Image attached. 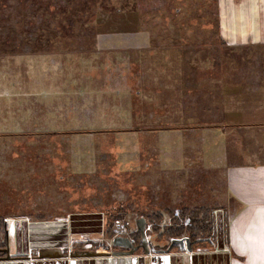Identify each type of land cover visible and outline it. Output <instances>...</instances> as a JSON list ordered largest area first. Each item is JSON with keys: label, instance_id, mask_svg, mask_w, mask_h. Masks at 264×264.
Masks as SVG:
<instances>
[{"label": "crops", "instance_id": "obj_1", "mask_svg": "<svg viewBox=\"0 0 264 264\" xmlns=\"http://www.w3.org/2000/svg\"><path fill=\"white\" fill-rule=\"evenodd\" d=\"M123 6L114 7L111 22L69 28L93 35L86 39L97 52L128 55L115 54L111 67L104 65L102 87L89 84L92 75L81 80L84 97L100 99V114L108 113L107 101H112L113 121L0 123V132L9 131L0 133V204L13 211L49 210L44 218L26 212L0 215L9 239V257L0 264H153L155 259L162 264H264V0H131L129 7ZM0 55L7 67L22 65L15 61L22 59L19 53ZM8 74H1V82ZM25 82L19 83L20 92L16 87L1 92L12 98L6 103L16 104L2 106L3 117L27 112L38 118L36 99L25 108V96L33 97L26 95ZM52 94L58 98L57 92ZM126 97L129 105H122L119 101ZM65 99L73 112L71 97ZM56 103L48 104L46 112L57 115ZM79 126L100 132L69 134V160L59 166L49 133ZM77 145L81 152L73 148ZM26 146L33 148V156L26 155ZM26 161L32 164L26 167ZM62 171L87 179L130 178L127 189L114 193L121 198L128 193L129 199L123 198L127 202L108 203L105 209L220 210V240L160 252L168 243L147 238L150 245L160 246L158 252L118 254L129 249L111 248L104 237L85 239L86 230L76 239H42L44 231L67 232L77 211L75 206L67 216L54 212L59 204L69 208V193L58 197L52 187L51 179L64 175ZM97 193L84 191L88 212L78 217L85 225L92 221L89 216L105 223L103 210H95L99 202L91 201ZM21 226H33L34 236L30 230L23 241L18 234L13 237L11 228ZM46 241L50 244L43 245ZM44 249H59L61 256L41 258L38 253ZM78 251L99 255L73 256Z\"/></svg>", "mask_w": 264, "mask_h": 264}, {"label": "rangeland", "instance_id": "obj_2", "mask_svg": "<svg viewBox=\"0 0 264 264\" xmlns=\"http://www.w3.org/2000/svg\"><path fill=\"white\" fill-rule=\"evenodd\" d=\"M84 2L86 0H83ZM17 0H0V54L1 53H19V55L22 57L19 59H16L15 61H20L21 66L16 65H9L7 67L6 65H3L0 60V76L1 74H8V79L4 78L2 79V82L0 80V123H3V121L6 120H23V121H32V120H43V121H49V120H58V121H73L75 123H84V122H97L99 120H110L113 121L114 118V112H113V103L112 101L109 102L108 106V113H106L104 110H102V114L99 113V105L101 104L100 99H87L84 97V95L81 92L80 85L82 84L81 80H85V76L89 77L92 75L93 77L89 78L88 82L89 84H93L95 87H102L104 85V81H101L99 79V74H103L105 77V69L104 65L111 67L109 65V59H112L116 56H128L125 54H122L120 52L113 53V52H97L95 50V43H92L89 45L90 40L86 39L89 36L93 35H85L78 32H73V37H65L61 38L65 31H69V28L75 27V26H90L93 27L94 25L99 24L100 21L103 23L105 22H111L114 18V13H116V9L119 6L123 7H129L130 2L129 0H95L94 5L91 8L84 9L83 11L86 13L85 17L83 16V13L80 11H77L80 15L75 17V21L78 20V18L81 16L83 19H81L78 23L75 22L74 25L67 24V19L69 17V13L72 11L69 9H66L67 3L65 0H53L51 1V5L53 8H39L38 12H32L27 13L28 5L24 4L25 0H20L22 2V6L17 2ZM48 4V3H47ZM127 4V5H126ZM46 6V3H43V7ZM66 7V8H65ZM59 8V10H57ZM85 8V7H83ZM66 9V12H65ZM92 11V13H90ZM77 15V13H76ZM54 16V18L52 17ZM83 21V22H82ZM63 22V24H60ZM64 29H67L64 31ZM62 31V32H59ZM12 34L15 35L17 38L16 41H10L9 37ZM55 35V36H54ZM7 39H5L4 37ZM95 38V35H94ZM5 39V41H3ZM15 55V56H19ZM1 57V55H0ZM6 59L7 56L5 57ZM18 58V57H15ZM9 68V69H8ZM112 71H109V73ZM26 80L24 84V90L26 89V95L31 96L30 99L26 98L24 99V105L25 108H27L28 105L33 106L36 99L37 107L36 110L39 112L38 118L33 116V114H30L25 112L22 114L17 115H11L14 116L15 119L11 116L8 118L3 117L1 107L4 105H16L8 104L6 101L11 102L12 98L8 95H1V92L4 93L7 90H12L15 87V92L18 91L19 83L23 80ZM89 75V76H87ZM25 76V77H24ZM70 76L73 77L74 82L70 81ZM3 86V87H2ZM57 92V97L55 98L54 94L50 95L51 93ZM84 92H87L84 90ZM69 93V95H68ZM86 94V93H85ZM89 94H92L90 92ZM96 94V93H95ZM93 95V94H92ZM71 97V101L74 103L73 106H70V111L73 110V112L69 113V99H65V97ZM84 98H83V97ZM130 98L126 97L125 99L122 98L121 101H119L122 105H129ZM57 100V103L55 106V111L57 112V115L47 113L46 109L48 104L53 103ZM113 100V99H110ZM134 100V105L137 104L136 98L132 99ZM23 100L21 99L20 102ZM94 105H96L93 109H91ZM90 109L92 110L91 112ZM55 118V119H54ZM2 127L6 128V126L2 125ZM75 127H77L75 125ZM81 127V126H79ZM71 129V130H51L50 136L53 140H55L52 144L55 146H52V150L55 153L56 150V159L58 165H64L66 164V160H69V155H67V142L66 138L69 139L70 135H78V137H81L85 133H96L100 132L97 130L92 129ZM3 132H9L7 129L1 131ZM0 132V133H1ZM53 133V135H52ZM15 138H22V137H14ZM3 142V139L0 137V152L3 149V145H1ZM48 147H51L48 146ZM47 147V148H48ZM25 149V153L27 156L31 157L33 156V148L31 147H23ZM39 148V147H35ZM75 151L81 152V146L77 145L73 147ZM46 151V149L44 150ZM53 156V155H52ZM32 163L26 161V167L30 166ZM61 170L59 171L58 176L60 175ZM64 172V171H62ZM1 165H0V175H1ZM69 174L70 170H69ZM77 173H74L71 176H67L64 172V175L58 177L57 179H51L52 181V187L56 188V192H58L57 196L61 197L63 194V197L68 196L69 193V208L62 207L63 204L58 205V209H56L54 212L58 214L59 216H67L69 212H73V207L77 206L74 212V219L69 225L67 232H57L52 233L50 231H44L41 233L42 239L49 238L50 236L57 235L61 239L65 240L67 238H75L81 234L84 233L86 230L87 232L84 233V236H86L85 239H101L103 238V225L99 223V218L97 216L89 218L92 219V221H89L84 224L79 217V212L86 213L88 211H84L85 208L83 207V203H85V200H82V198L85 196L84 191H87L89 188H92L93 191L98 192L95 198L92 201L99 202V204H96L94 206L98 207L95 210L96 211H102L105 214V217H107L108 213H114L117 214L119 211H124L123 209L115 208H109L105 209V204L108 203H114V202H122L124 200L123 198H128V193H125L124 197L121 198L120 196H115L116 190H123L127 189L130 185L131 179L128 177H123L120 179H114V178H94V179H87L82 178L81 176H76ZM1 182V178H0ZM1 187V183H0ZM126 192V191H125ZM59 201H62L61 199ZM144 207V206H143ZM100 208V209H99ZM105 209V210H104ZM115 209V210H114ZM167 209H153L148 208V210H130L127 209L123 216V218L117 221H115L113 225L114 232L117 235H123V236H129L137 227V221L138 218H141L142 216H147L151 213L157 212V211H165ZM171 210V209H170ZM169 210V211H170ZM8 212L12 213H29L32 215H38L41 217H47L49 210H42L39 209L34 210H11L7 209L6 206L3 207V204H0V215L7 214ZM93 214H97L96 212H91ZM224 213L222 211H216V232L220 236L222 222L220 219V215ZM42 221V220H41ZM119 221V223H117ZM170 223V217H168L167 214H165V219L163 221V225ZM152 225V224H151ZM11 228V227H9ZM31 230V235L34 236V227L33 226H21V227H14L11 228V234L14 237L15 235L20 236V240H25L26 235H29V231ZM44 230V229H41ZM152 231V228H151ZM215 232V240L219 242V237L217 239ZM8 234V232H7ZM148 239L154 243H168L170 244V240L167 238L163 241H159L156 239L157 234L151 233L147 235ZM104 241L106 244L111 247L115 248L117 246L114 245L112 240L107 239L104 237ZM172 242V240H171ZM50 242L46 241L43 245H49ZM100 245V243H96V246ZM8 246H9V239H8ZM95 246V247H96ZM157 246V245H156ZM169 247V246H168ZM98 249V247L96 248ZM143 249V248H142ZM143 250H139L138 252H143ZM146 264H151L145 262ZM153 264H162L161 261L158 262V260L152 261ZM174 264V262H173Z\"/></svg>", "mask_w": 264, "mask_h": 264}, {"label": "trees", "instance_id": "obj_3", "mask_svg": "<svg viewBox=\"0 0 264 264\" xmlns=\"http://www.w3.org/2000/svg\"><path fill=\"white\" fill-rule=\"evenodd\" d=\"M53 0H25L24 4L28 5L27 13L38 12L39 8H53L50 4ZM95 0H65L67 3V11L71 9L72 11L69 13V17L67 19V24L74 25L75 22H79L82 17L80 16L77 21H75V17L80 15L77 11L83 12V7L85 9H89L93 7ZM17 2L22 6V2L17 0ZM16 2V3H17ZM43 3H46V6L43 7ZM48 3V4H47ZM65 9V12H66ZM59 10V8L57 9ZM77 13V15H76ZM92 13V11H90ZM54 18V16H52ZM89 17V16H88ZM83 22V21H82ZM60 24H63L61 22ZM69 32V31H68ZM73 32L64 33L61 38L65 37H73ZM9 37L10 41H16L17 38L12 34ZM55 36V35H54ZM4 37V36H3ZM7 39L6 37H4ZM3 39V41H5ZM118 211V210H117ZM124 211H119L117 214L108 213L105 219V223L103 225V236L109 240H114V238L120 236L114 232L113 225L115 221L123 218L125 216ZM165 214L170 217V223L163 225V221L165 219ZM142 218L146 219V227L148 224H152V231H148L145 228L146 236L153 233H156V239L159 241H163L165 239L175 240L181 238H187L192 243L196 242H205L210 241L214 242L215 240V211L214 209H203V208H194V209H185V210H165V211H157L151 213L147 216H142ZM8 228L6 226L5 220L2 216H0V260H5L8 258ZM129 237L135 246H139L137 251L143 250L141 246L142 236L141 232L136 227V229L129 235L123 236ZM148 237V236H147ZM150 244V243H149ZM170 244L164 246L162 249L168 248ZM155 249H159L160 246H153ZM176 246H173L171 250H173ZM144 252V251H143Z\"/></svg>", "mask_w": 264, "mask_h": 264}, {"label": "water", "instance_id": "obj_4", "mask_svg": "<svg viewBox=\"0 0 264 264\" xmlns=\"http://www.w3.org/2000/svg\"><path fill=\"white\" fill-rule=\"evenodd\" d=\"M146 219L145 218H139L137 221V227L141 232L142 236V242L141 246L143 249H145L146 253H149L150 251L158 252V249H155L152 245L149 244L146 236ZM113 243L115 246H122L125 248H128L129 250L127 252H118V254L121 253H130L133 254L137 251L139 246H135L133 241L129 237H123L118 236L114 238ZM191 242L187 238H181V239H175L172 240L170 246L166 248L165 250H160V252H167L172 249L173 246H180L182 249L186 247L188 250H191ZM9 251V249H8ZM41 258H57L61 256V251L59 249H44L40 253H38ZM99 255L96 251H78L77 253H74L73 256L80 257V256H95ZM9 257V255H8Z\"/></svg>", "mask_w": 264, "mask_h": 264}, {"label": "built area", "instance_id": "obj_5", "mask_svg": "<svg viewBox=\"0 0 264 264\" xmlns=\"http://www.w3.org/2000/svg\"><path fill=\"white\" fill-rule=\"evenodd\" d=\"M117 223H119V221ZM151 228H152V225L148 224L147 227H146V230L151 231ZM120 236H123V235H120Z\"/></svg>", "mask_w": 264, "mask_h": 264}]
</instances>
